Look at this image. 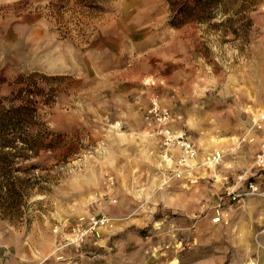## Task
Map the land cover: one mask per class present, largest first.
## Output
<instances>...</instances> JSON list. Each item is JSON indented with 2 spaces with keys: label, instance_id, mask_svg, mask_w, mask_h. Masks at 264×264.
<instances>
[{
  "label": "rangeland",
  "instance_id": "374dc122",
  "mask_svg": "<svg viewBox=\"0 0 264 264\" xmlns=\"http://www.w3.org/2000/svg\"><path fill=\"white\" fill-rule=\"evenodd\" d=\"M176 2L0 0V106L34 108L32 128L53 146L37 159L42 189L22 198L19 218L0 219V264H264L228 221H214L211 185L199 181L194 161L177 164V151H166L142 119L155 90L172 125L205 153L208 142L191 128L256 120L264 106V0H187L174 16ZM120 3L159 45L161 30L178 31L165 33L176 57L166 62L165 83L143 81L129 93L134 110L101 117L92 111H100L97 93L79 91L83 81L40 68L67 43L83 48ZM246 79L244 110L237 93ZM213 109L219 117L207 119ZM100 215L104 224L76 237Z\"/></svg>",
  "mask_w": 264,
  "mask_h": 264
},
{
  "label": "crops",
  "instance_id": "0c3cea01",
  "mask_svg": "<svg viewBox=\"0 0 264 264\" xmlns=\"http://www.w3.org/2000/svg\"><path fill=\"white\" fill-rule=\"evenodd\" d=\"M119 5L118 12L109 15L98 25L83 48L67 43L64 49L58 48L54 51L50 64L40 68L44 73L72 75L76 82L83 81L84 87L79 91H84L86 96L90 91L97 93L94 100L100 102V111H97L94 105L92 111L101 117L110 114L125 117L126 112L128 114L130 110H134L132 104H129V93L139 90L143 81L165 83L171 76L170 70H166V62L173 59V56L176 57L170 52L172 40H165V33L171 38L178 31L161 30L159 33H162L164 39L159 45L151 39L148 30L141 26L138 13H129L128 8L123 7L121 3ZM55 44L60 46V42ZM131 57L132 64L125 65L126 59ZM248 84L250 83L246 79L245 86L237 93L239 97H243L240 101L243 102L244 110L250 97ZM85 98L87 100V97ZM212 111L217 112L209 114L207 119L219 117L217 109ZM254 120L252 117H246L245 120H232L214 128L199 124L196 128H191L197 132L200 140L208 142L207 147L210 150L206 153L198 150L196 157L191 161H194V170L204 173L200 174L203 179L198 178L199 181L209 182L211 185L214 218L218 217V220L214 221L219 226L228 221L229 227L240 232L243 243L250 241L256 254L264 255V201L258 196L231 200L227 194L231 190H242L245 183L237 180L241 174L247 180L264 187V166L252 167L262 137V130L254 127ZM215 151L222 155L217 164H212L209 159ZM3 224L0 220V228ZM1 245L0 242V247Z\"/></svg>",
  "mask_w": 264,
  "mask_h": 264
},
{
  "label": "trees",
  "instance_id": "16d2710c",
  "mask_svg": "<svg viewBox=\"0 0 264 264\" xmlns=\"http://www.w3.org/2000/svg\"><path fill=\"white\" fill-rule=\"evenodd\" d=\"M188 8L187 0H177L172 14H183ZM36 123L35 110L28 104L0 106V219L9 222L20 217L22 198L42 189L41 176L34 174L40 169L37 159L41 151L53 150L51 142H44L43 130L32 128ZM20 173L25 176L19 178Z\"/></svg>",
  "mask_w": 264,
  "mask_h": 264
},
{
  "label": "built area",
  "instance_id": "2783aa9c",
  "mask_svg": "<svg viewBox=\"0 0 264 264\" xmlns=\"http://www.w3.org/2000/svg\"><path fill=\"white\" fill-rule=\"evenodd\" d=\"M142 119L151 133L159 138L160 145L166 151H177V164L187 167L188 162L196 157L198 149L190 135H188L183 127H174L172 125L173 116L168 108L161 103L160 95L155 90L151 91L148 95L147 105L143 110ZM254 124L255 128L262 130V137L258 151L254 155L252 167L261 168L264 166V106L258 113ZM221 155L220 152L215 151L210 156L209 162L217 164ZM237 180L243 181L245 184L241 191L235 192L231 190L227 193L231 200H238L246 196H258L264 201L263 186L257 182L247 180L242 174L237 177ZM214 220H218V217L214 218ZM106 221L107 219L103 215L91 216L88 218L85 228L76 234V237L80 238L87 231H91L95 226L102 225ZM246 264H255V262L249 261Z\"/></svg>",
  "mask_w": 264,
  "mask_h": 264
}]
</instances>
